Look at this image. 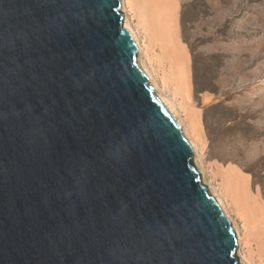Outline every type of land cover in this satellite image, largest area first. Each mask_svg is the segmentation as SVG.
<instances>
[{
    "label": "water",
    "instance_id": "water-1",
    "mask_svg": "<svg viewBox=\"0 0 264 264\" xmlns=\"http://www.w3.org/2000/svg\"><path fill=\"white\" fill-rule=\"evenodd\" d=\"M0 9L15 15V0H0ZM125 14L122 0H110L107 26L92 29L102 116L92 111L72 126L57 121L51 127L47 119L38 120L42 97L9 76L13 66L5 62L11 83L3 87L0 102V264H79L81 256L85 264H105L109 249L129 243L125 231L138 235L142 227L139 219L134 228L130 220H113L117 197L125 196L133 180L151 181V199L139 208L146 221L173 218L179 208L189 229L185 244L202 264H243L238 232L204 181L195 146L151 84ZM25 102L36 106L32 115L23 111ZM130 126L141 135L121 166L107 158V150L114 136ZM81 158L91 162L87 171L79 166ZM117 175L123 181L119 190L99 199L97 188ZM78 181L89 196L73 198L70 205L64 193ZM70 229L71 248L62 239Z\"/></svg>",
    "mask_w": 264,
    "mask_h": 264
},
{
    "label": "rangeland",
    "instance_id": "rangeland-1",
    "mask_svg": "<svg viewBox=\"0 0 264 264\" xmlns=\"http://www.w3.org/2000/svg\"><path fill=\"white\" fill-rule=\"evenodd\" d=\"M178 2L190 82L180 110L201 137L208 183L224 191L241 232L248 226L250 264H264V0ZM137 22L143 43L147 34ZM147 44L157 76L171 79L166 92L173 98L179 72L156 35Z\"/></svg>",
    "mask_w": 264,
    "mask_h": 264
},
{
    "label": "snow or ice",
    "instance_id": "snow-or-ice-1",
    "mask_svg": "<svg viewBox=\"0 0 264 264\" xmlns=\"http://www.w3.org/2000/svg\"><path fill=\"white\" fill-rule=\"evenodd\" d=\"M15 2V15L0 9V102L4 99L3 87L11 83L4 74L7 61L13 66L7 69L9 76H15L22 86L42 97L38 120L47 119L51 127L57 121L72 126L89 118L92 111L104 115V106L99 103L101 70L93 62L90 44L93 27L107 26L110 0ZM12 88L15 90V85ZM35 107L25 102L23 111L32 115ZM140 135V129L135 126L121 130L110 142L107 158L126 166L130 148ZM79 166L87 171L91 162L81 158ZM122 183L119 175L113 176L111 183L105 179L97 188V197L103 199L109 191L117 192ZM132 183L125 196L117 197L119 212L113 220H130L134 228L139 219L142 227L137 230L138 235L126 230L124 239L129 243L109 249L105 264H202L195 249L185 244L189 229L183 225L179 208L175 209L173 218L153 217L151 222L146 221L139 208L151 199V181L136 184L133 180ZM88 196L81 181L64 193L70 205L73 198L84 201ZM71 231L62 237L70 248ZM83 247L87 251V245ZM79 264H85L84 256L80 257Z\"/></svg>",
    "mask_w": 264,
    "mask_h": 264
},
{
    "label": "bare ground",
    "instance_id": "bare-ground-1",
    "mask_svg": "<svg viewBox=\"0 0 264 264\" xmlns=\"http://www.w3.org/2000/svg\"><path fill=\"white\" fill-rule=\"evenodd\" d=\"M122 7L126 12L125 23L132 32L135 41L139 45L140 53L138 58L147 73L149 74L150 82L152 85H154L156 93L161 97V99L167 104V107L177 117V120L181 123L191 143L195 146L197 152L196 163L202 170V168H205V161L203 159L202 147L200 145L201 137L198 135V132H194L196 130L192 131L191 127L187 125V119L183 116L180 110L181 107H185L184 102L186 97L184 95V92L187 89L189 90L190 88L189 56L187 55L188 52H186L182 48L183 42L180 39L181 34L178 25V16L180 15V4L178 0H122ZM132 20H137V23L144 28V32H146L147 34L146 40L143 43L141 42L138 36L139 32L132 24ZM152 35H156V39H159L170 60L175 65V68H177V72H179L180 76L177 77H181V86L175 87L173 98L170 95H167L166 92V88L168 89L171 79L168 78L167 75L161 77L157 76L154 67L151 65L153 58L149 55L150 45L147 44V41L148 37L150 39V36ZM145 53H147L146 57L148 58L144 57ZM158 78H161L163 86L160 84ZM180 97H183V99L177 103L176 101ZM195 122L196 121L194 120L192 122V124L194 125L193 129L197 125V123ZM197 122H199V120ZM203 178L204 181H206V184H209L210 191L221 202L222 207L224 208L229 218L232 220L234 224L233 226L238 232L241 244V246H239V254L242 258L243 264H250V257L248 254H246V252H244V247L247 246L249 242V229L247 224H245L244 226L245 232H241L238 226V222L229 210V206L227 205V199L224 198V191H220L219 189L214 187V185H212L210 182L208 183L206 175L203 174ZM258 213L260 215V220L264 223V212L261 211Z\"/></svg>",
    "mask_w": 264,
    "mask_h": 264
},
{
    "label": "trees",
    "instance_id": "trees-1",
    "mask_svg": "<svg viewBox=\"0 0 264 264\" xmlns=\"http://www.w3.org/2000/svg\"><path fill=\"white\" fill-rule=\"evenodd\" d=\"M206 118V117H205ZM252 172V171H251ZM255 176H256V174L254 173V172H252Z\"/></svg>",
    "mask_w": 264,
    "mask_h": 264
}]
</instances>
